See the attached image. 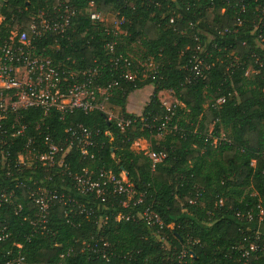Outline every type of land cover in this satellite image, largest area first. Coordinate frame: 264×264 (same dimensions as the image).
<instances>
[{
  "label": "trees",
  "instance_id": "16d2710c",
  "mask_svg": "<svg viewBox=\"0 0 264 264\" xmlns=\"http://www.w3.org/2000/svg\"><path fill=\"white\" fill-rule=\"evenodd\" d=\"M55 1L0 0V39L11 31H29L31 13ZM71 1L77 12L68 36L54 40V36L44 34L36 41L37 52L74 70L97 64L99 84L118 79L107 104L134 121L121 131L115 120H108L106 113L97 109L88 113L76 110L61 118L55 110L45 115L38 108L21 112L27 124L25 135L32 136L42 148L46 136L63 142L66 128L79 123L98 133L85 155L72 147L63 158L66 169H24L15 174L17 185L13 176L0 179V189L13 188V202L23 204L17 213L14 204L0 206V227L5 226L6 234L0 239V264L17 251L30 264H178L177 255L183 246L188 248L182 264H241L244 250L250 264H264V243L260 242L261 249H250L255 229H248V223L264 210V50L254 41L257 32L248 33L264 1L245 0L247 7L241 12L237 0H98V9L118 12L125 20L121 25L124 33L116 39L115 55L128 58L132 69L139 68L132 82L116 78L112 55L104 47L110 36L101 23L86 16V0ZM236 16L242 20L237 35L230 34L228 39L217 35L219 29L232 28ZM135 43L142 48L140 62L129 55ZM232 49L245 63L233 67L231 84L225 67ZM253 50L260 56L262 68L258 75L245 77L244 68L253 62L246 55ZM192 55L203 57L210 68L205 78L185 83ZM149 60L157 65L158 72L143 77L141 62ZM149 84L153 90L141 113L128 112L129 95ZM161 90H171L181 103L165 129L161 127L164 110L158 100ZM221 95L225 101L217 108L204 106ZM146 122L150 128L144 126ZM172 124L177 130H171ZM220 132L229 142L211 144L208 135L218 136ZM138 137L149 138V149L154 155L164 153L162 159L152 164L143 151L132 150L130 145ZM20 145L14 147V154ZM83 169H105L115 174L125 171L137 193L145 194L137 209L150 204L166 225L168 249L161 247L154 229L141 220L115 219L116 214L128 209L93 194L78 199L90 210L89 216H64V206L57 202L48 216L49 230L36 231L38 228L28 220L35 210L27 197L28 187L40 180L49 187L68 185L71 179L66 172ZM48 175L53 181L46 178ZM100 216L103 223L98 225ZM84 240L98 247L106 242L108 260L87 250L81 243Z\"/></svg>",
  "mask_w": 264,
  "mask_h": 264
},
{
  "label": "built area",
  "instance_id": "2783aa9c",
  "mask_svg": "<svg viewBox=\"0 0 264 264\" xmlns=\"http://www.w3.org/2000/svg\"><path fill=\"white\" fill-rule=\"evenodd\" d=\"M226 1L229 3V0ZM71 2V0H56L50 7L32 12L29 18V31H11L7 38L0 39V169L2 170L0 179L13 176L16 185L18 176H15V174L24 169H35L37 167L45 169L68 168L63 162L64 156L73 146L80 149L81 153L85 155L88 147L94 144V137L98 133V131L91 130L79 123L66 128V136L63 142H53L50 137L46 136L44 138L46 145L45 148H42L34 141L32 136L25 135L27 124L23 120L22 111L28 108H38L45 115L50 110H55L61 118L76 110L88 113L97 109L105 112L108 120H115L121 131L130 127L134 121L129 117L108 114L106 105L118 79L113 78L103 85L99 84L97 82L99 77L97 64L74 70L70 66L65 67L55 63L50 56L44 55L42 52H37L36 41L44 38V34L54 36V40L57 36L60 38L68 36L72 19L77 12L76 7ZM237 5L241 12L246 10L245 0H237ZM98 6V0H86L84 12L92 22L101 23L105 33L110 36L104 47L112 55L111 65L116 72V78L132 82L137 78L139 68L132 69L131 61L128 58H123L121 54L115 55L116 39L124 33L121 25L125 20L119 17L118 12H116L113 23H107L106 15L111 12L100 10L97 8ZM236 18L232 28L219 29L216 31L217 35L227 39L230 34L237 35L242 20L238 16ZM251 23L253 28L248 33L257 32L254 41L264 50V5ZM245 42L243 40L241 44L244 45ZM227 55L230 60L225 68L232 84L233 67L244 64L245 61L242 59L243 56L237 54L234 49L230 50ZM246 56L253 58V62L246 65L243 76L258 75L263 64L260 56L254 50ZM216 59L218 60V57ZM189 62L191 64L189 74L184 80L185 83L205 78L210 64L203 57L197 55H192ZM140 66V73L143 74V77H153L152 74L158 72L157 65L151 60L141 63ZM158 100L164 110L161 127L165 129L175 115L177 106H180L181 103L171 90L160 91ZM224 101L225 96L221 95L212 99L207 105L217 108ZM155 119L156 117H153L152 121ZM141 120H144V118H141ZM144 126L151 127L147 122L144 123ZM171 130H177V125L172 124ZM209 136L213 145L229 142L223 132H220L218 136H211L210 134ZM134 142L135 140L132 143ZM18 144H21V147L14 154L13 149ZM144 154L151 159L152 164L160 161L164 156L162 152L154 155L150 149L144 151ZM66 175L71 179L68 185L65 183L60 184L58 187H49L40 180L39 182L36 181L33 187H28L27 197L35 208L31 217L28 216V220L33 227L38 228L35 229L36 231L43 233L49 230L46 228L48 216L51 208L57 202L63 204L64 216L76 213L89 216L90 210L84 207L78 199H87L93 194L101 200L108 199L112 204L116 203L118 206L128 209V211L119 215L116 214L115 219L118 218L124 221L141 220L148 227L154 229V237L159 241L161 247L168 249L169 244L164 233L166 225L151 208L150 204L137 209L138 205L144 202L145 194L144 192L137 193L134 184L123 171L115 174L105 169H99L98 171L83 169L81 172L73 174L67 171ZM46 178L53 181L52 176L48 175ZM53 183H55V180ZM13 194V188L2 187L0 189V206L2 204H14L15 213H17L23 208V204L19 200L14 203ZM190 202L193 203L194 200H190ZM219 203H222L221 199ZM263 213L264 210L260 209L259 214ZM96 223L98 225L102 224L103 217H98ZM4 229L5 226L0 227V239L6 236ZM262 236L261 231H254V239L250 242L249 248L252 250L261 249ZM244 239L246 240V238ZM81 243L90 252L98 253L102 259L108 260L109 256L105 251L106 242L101 243V247H98L96 243L91 244L85 240ZM17 247H20V244H17ZM185 254L186 252L182 248L177 255L178 264L184 263ZM59 256L61 259L63 258V254ZM241 256L243 257L241 264H250L247 250H244ZM1 264L30 263L26 262L21 251H17L15 255ZM56 264L66 263L59 261Z\"/></svg>",
  "mask_w": 264,
  "mask_h": 264
},
{
  "label": "rangeland",
  "instance_id": "374dc122",
  "mask_svg": "<svg viewBox=\"0 0 264 264\" xmlns=\"http://www.w3.org/2000/svg\"><path fill=\"white\" fill-rule=\"evenodd\" d=\"M116 17L115 13H110L106 15V22L111 23ZM113 23V22H112ZM124 32V31H123ZM199 49L201 50V47L198 46ZM141 47L139 44L135 43L132 44L130 47L129 55L131 56L132 59H136L137 61L140 62L139 59V54L141 51ZM143 63V61L141 62ZM153 86L152 85H146L140 89H137V91H133L126 103V109L128 112L134 113L136 115H139L141 113V109L143 106L148 102L149 97L152 93ZM162 91V90H161ZM160 92V91H159ZM158 92V93H159ZM208 103V102H207ZM207 103L204 104V106L207 105ZM106 109L108 110V114H112V116H117L120 114V109L118 107H110L108 104L106 105ZM158 137V136H156ZM134 151H146L150 148V140L149 138H144V137H138L135 139V142L132 143V146L130 147ZM249 227L248 229H255V231H261L262 235L264 236V213L263 214H257L256 219L252 220L248 223ZM262 236L261 242L264 243V237ZM168 246V244H166ZM187 246H183V251H187Z\"/></svg>",
  "mask_w": 264,
  "mask_h": 264
},
{
  "label": "water",
  "instance_id": "95a60500",
  "mask_svg": "<svg viewBox=\"0 0 264 264\" xmlns=\"http://www.w3.org/2000/svg\"><path fill=\"white\" fill-rule=\"evenodd\" d=\"M124 172V174L127 176V173L125 172V171H123Z\"/></svg>",
  "mask_w": 264,
  "mask_h": 264
},
{
  "label": "crops",
  "instance_id": "0c3cea01",
  "mask_svg": "<svg viewBox=\"0 0 264 264\" xmlns=\"http://www.w3.org/2000/svg\"><path fill=\"white\" fill-rule=\"evenodd\" d=\"M135 91H137V90H135Z\"/></svg>",
  "mask_w": 264,
  "mask_h": 264
}]
</instances>
